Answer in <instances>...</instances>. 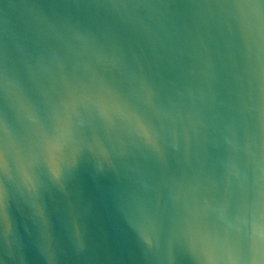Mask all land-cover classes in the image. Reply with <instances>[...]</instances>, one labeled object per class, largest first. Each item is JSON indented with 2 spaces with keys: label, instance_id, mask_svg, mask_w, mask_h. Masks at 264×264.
<instances>
[{
  "label": "water",
  "instance_id": "obj_1",
  "mask_svg": "<svg viewBox=\"0 0 264 264\" xmlns=\"http://www.w3.org/2000/svg\"><path fill=\"white\" fill-rule=\"evenodd\" d=\"M0 264H264V0H0Z\"/></svg>",
  "mask_w": 264,
  "mask_h": 264
}]
</instances>
